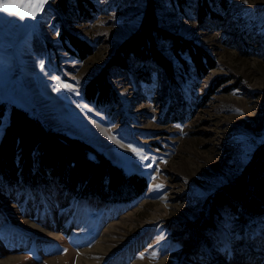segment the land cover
<instances>
[{
    "label": "rangeland",
    "instance_id": "rangeland-1",
    "mask_svg": "<svg viewBox=\"0 0 264 264\" xmlns=\"http://www.w3.org/2000/svg\"><path fill=\"white\" fill-rule=\"evenodd\" d=\"M188 1L181 11L156 0L161 26L204 46L215 65L203 75L177 70V83L151 60L118 51L144 0L82 8L49 0L15 32L0 30L6 116L12 104L22 107L147 180L143 193L115 206L74 200L55 185L0 186V264H264V218L211 204L264 139V0H230L222 19L203 23L196 0ZM66 31L90 52L69 49ZM158 42L173 57L171 40ZM101 73L112 93L88 99L86 87ZM132 148L150 159L141 162ZM205 216L210 225L202 227Z\"/></svg>",
    "mask_w": 264,
    "mask_h": 264
},
{
    "label": "trees",
    "instance_id": "trees-1",
    "mask_svg": "<svg viewBox=\"0 0 264 264\" xmlns=\"http://www.w3.org/2000/svg\"><path fill=\"white\" fill-rule=\"evenodd\" d=\"M70 0H60L66 6ZM79 7L90 0H75ZM178 10L185 11L188 0H173ZM230 0H196L195 15L200 23L206 18L222 19ZM89 5V4H88ZM69 49L81 54L90 52L87 42L74 33L65 32ZM158 39L171 40V54L160 48ZM118 51L125 56L151 60L166 73L169 82L177 83L176 71L184 75L193 70L203 75L215 65V58L204 46L171 33L158 16L156 0H144L137 27L122 40ZM120 54V55H121ZM182 55H187V58ZM127 66L121 57L113 60ZM85 90L88 99L106 101L112 93L107 75L93 77ZM5 119V120H4ZM24 187L38 190L51 185L63 188L75 199H97L115 206L126 203L147 188V180L136 172L126 173L110 157L90 142L57 130L26 109L11 105L6 116V103L0 102V186ZM211 204L225 206L254 218H264V139L250 159L228 185L217 190ZM215 211V210H214ZM200 225H210L208 216ZM216 227V226H213Z\"/></svg>",
    "mask_w": 264,
    "mask_h": 264
},
{
    "label": "snow or ice",
    "instance_id": "snow-or-ice-1",
    "mask_svg": "<svg viewBox=\"0 0 264 264\" xmlns=\"http://www.w3.org/2000/svg\"><path fill=\"white\" fill-rule=\"evenodd\" d=\"M48 2L49 0H0V13H7L9 15L18 17L20 20L27 18L36 19L38 14L44 10L45 5ZM41 66L43 65L41 64ZM53 79L56 81L59 88L71 89L72 87L69 84L61 82L59 77H53ZM83 107L87 108L88 106L84 105ZM129 147L131 148V145H129ZM131 150L140 156L141 162L150 159L148 156L139 153L135 148H132ZM143 166L145 168L152 167L151 164H144ZM155 187L160 188L162 185H156Z\"/></svg>",
    "mask_w": 264,
    "mask_h": 264
},
{
    "label": "bare ground",
    "instance_id": "bare-ground-1",
    "mask_svg": "<svg viewBox=\"0 0 264 264\" xmlns=\"http://www.w3.org/2000/svg\"><path fill=\"white\" fill-rule=\"evenodd\" d=\"M20 21L21 20L18 17L5 13L3 17V24H1L0 30L6 32L13 30L12 32H15L19 28L23 27V25L19 24Z\"/></svg>",
    "mask_w": 264,
    "mask_h": 264
}]
</instances>
